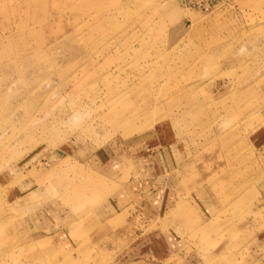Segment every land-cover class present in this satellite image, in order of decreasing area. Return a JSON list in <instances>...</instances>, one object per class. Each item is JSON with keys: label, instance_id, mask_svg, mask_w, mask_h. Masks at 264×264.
Returning a JSON list of instances; mask_svg holds the SVG:
<instances>
[{"label": "rangeland", "instance_id": "1", "mask_svg": "<svg viewBox=\"0 0 264 264\" xmlns=\"http://www.w3.org/2000/svg\"><path fill=\"white\" fill-rule=\"evenodd\" d=\"M144 154L188 201L113 228L184 250L108 264H264V0H0V264H101L54 236L123 185L91 162Z\"/></svg>", "mask_w": 264, "mask_h": 264}, {"label": "crops", "instance_id": "2", "mask_svg": "<svg viewBox=\"0 0 264 264\" xmlns=\"http://www.w3.org/2000/svg\"><path fill=\"white\" fill-rule=\"evenodd\" d=\"M119 155L108 160L93 161L90 166L96 176L110 178L109 181L114 185L124 182L123 185L108 201L93 211L90 219L81 221L82 227L76 233L77 237L82 236L83 240H73L68 233L55 234V251L70 257L84 247L91 252L95 262L101 264L119 263L125 259L126 262H133L142 255L155 258L158 256L159 242L160 246H164L162 251L164 250L166 258L181 254L184 250L181 240L184 239H180L176 234L174 236L173 233L154 231L145 235L134 225L131 229L127 226L121 231L114 230L113 220L131 204H141L142 196H147L149 201V225L158 218L160 221L165 220L178 209L179 203L184 201L181 196L170 199L172 194L166 192L167 186L158 184V181H163L168 176L165 168L161 167V162H151V157L147 154L122 157ZM193 202L196 203L200 218L204 221H210L215 216L208 207L200 205V200L194 199Z\"/></svg>", "mask_w": 264, "mask_h": 264}]
</instances>
